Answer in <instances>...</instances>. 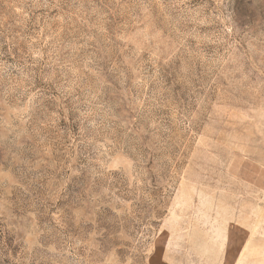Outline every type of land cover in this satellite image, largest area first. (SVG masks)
I'll use <instances>...</instances> for the list:
<instances>
[{"label":"rangeland","instance_id":"rangeland-1","mask_svg":"<svg viewBox=\"0 0 264 264\" xmlns=\"http://www.w3.org/2000/svg\"><path fill=\"white\" fill-rule=\"evenodd\" d=\"M0 264H264V0H0Z\"/></svg>","mask_w":264,"mask_h":264}]
</instances>
